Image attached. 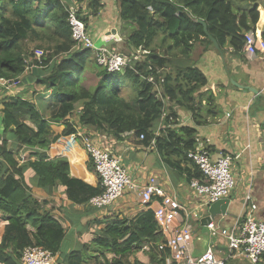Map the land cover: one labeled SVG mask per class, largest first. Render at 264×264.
Here are the masks:
<instances>
[{
  "label": "trees",
  "instance_id": "obj_1",
  "mask_svg": "<svg viewBox=\"0 0 264 264\" xmlns=\"http://www.w3.org/2000/svg\"><path fill=\"white\" fill-rule=\"evenodd\" d=\"M113 2L117 4L115 22L125 23L122 29L128 30V39L124 43L130 55L137 50L148 53L144 57L140 55L138 61L125 68L123 73H110L98 67L95 58L92 61L90 51L78 49L71 52L74 43L63 0H0V78L11 81L17 88L21 86L19 77L26 71L34 66L44 68L42 77L36 76L32 83V102L14 95L6 97L2 104L0 264H20L21 253L28 246H38L56 254L64 238L63 224L39 211L30 195L27 179L46 191L62 188L66 198L74 204H84L90 197L101 193V188H91L70 178L65 159H48L45 150L56 139L49 131L50 124L65 125L63 135L74 133L67 119L74 113L75 105L81 103L77 124L95 127L117 137L134 132L136 138L143 135L141 144L149 145L163 107L154 96V82L162 83L169 102L187 111L195 113L192 106L200 104L201 96L198 95L196 101L195 95L206 84L201 72L192 66H178L191 62L190 56L197 44L213 54L218 53L198 21L206 25L209 36L223 54L237 56L242 52L244 35L255 30L259 19L258 0ZM87 7L90 14L95 15L100 3L90 0ZM77 16L82 21L87 18L81 12ZM129 24L136 27L134 32ZM261 38L264 41V30ZM29 41L40 42L34 47L43 52L40 64L24 47ZM89 61L96 68L90 67L89 73L99 81L92 92L79 84ZM159 70H167V73L158 74ZM118 74L120 81L116 78L113 84H109L107 78ZM129 78L134 80L138 90L133 103L121 101L119 95L120 88L125 87V79ZM182 131L188 136L192 132L187 128ZM162 136L155 138V145L164 156L172 146L166 139H161ZM191 138L180 139L174 146L177 147V157L183 154L186 158L187 152L193 151L195 143ZM23 147L37 150L30 154L32 160L19 165L15 155ZM193 177L201 179L195 167ZM93 239L98 249L109 250L118 257L105 264H127L129 255L135 257L133 264H164L169 256L168 250L158 249L163 239L151 215L140 224L124 220L109 222L103 233ZM143 244L149 247V251L141 249ZM69 264H83L80 254H70Z\"/></svg>",
  "mask_w": 264,
  "mask_h": 264
},
{
  "label": "crops",
  "instance_id": "obj_2",
  "mask_svg": "<svg viewBox=\"0 0 264 264\" xmlns=\"http://www.w3.org/2000/svg\"><path fill=\"white\" fill-rule=\"evenodd\" d=\"M263 3L264 0L257 2L259 19L255 27L261 36L264 30ZM110 14L111 10L103 8H99L95 15L90 14L92 20L90 17L89 34L94 43H102L100 32L104 31V27H108L106 23ZM99 23L101 24L98 30ZM199 48L198 64L189 62L188 65L181 63L178 66H192L201 72L206 84L195 95L196 101L198 95L201 96L200 104L192 106L195 113L187 111L178 104L169 102L162 83L154 82L156 88H154V96L163 107L160 122L154 128V138L149 145L141 144L140 136L136 138L135 135L133 136L134 132L132 135L124 133L117 137L95 127L84 129V126L77 124L81 107H78L79 109L75 110L67 121L72 127L79 125L77 129L86 132L102 148L120 158L134 183L140 184L151 178L156 179L157 190L176 197L184 209L197 215V218L190 217L189 220L192 228L190 255L200 256L209 247L218 259L226 260V264H252L243 256L231 254L227 241L220 235L210 237L202 221L208 216L207 209H198V200L188 188L189 182L195 179L194 164L183 154L177 157V147L174 146L180 139L189 140L192 136L191 140L195 143L193 151L206 150L213 161L225 155H239L238 160L233 163L235 187L228 197L230 202L227 215L218 216L213 222L219 229L240 227L244 222V214L246 212L249 214L251 207H254L252 217L264 222V58L261 56L248 58L243 52L237 56L223 54L226 68L233 81L249 88L242 90L229 83L218 53L216 55L211 50L207 51L205 46ZM182 60L184 59H181V62ZM32 68L33 74L30 73L33 69L26 71L24 77H19L22 79L21 86L12 88L11 92H6L0 87V132L2 104L6 97L15 95L32 102L34 92L32 83L35 81L34 78L44 71V68ZM157 73H167V70H159ZM37 106L40 104L37 103ZM164 109L169 110V114L165 113L166 116ZM163 124L166 125L165 128ZM64 128L63 124H50L49 131L56 139L45 150L48 159H65L70 178L81 181L88 187L99 189L100 181L93 171L82 143L79 138L72 136L73 133L63 135ZM185 128L192 131L190 136L182 131ZM160 136L172 146L164 156L158 152L155 145V138ZM34 150L37 149L26 147L18 149L15 155L16 162L22 164L20 154L24 160H32L30 154ZM27 186L30 188L32 199L38 204L39 211L48 213L50 217L63 224L64 238L59 252L55 254L56 264H69V255L73 253L80 254L83 264H105L118 259L109 250L98 249L93 243V238L96 235L100 236L109 222L124 220L140 224L149 215L153 218L152 211L161 201V197L155 195L149 205H142L138 195L126 192L115 204L98 209L89 205L88 202L92 197L84 204H74L66 198L64 190L60 187L46 191L37 188L28 179ZM141 249L149 251V247L145 244ZM134 260L135 257L129 255L127 264H133ZM255 264H264V258L261 257L260 262Z\"/></svg>",
  "mask_w": 264,
  "mask_h": 264
},
{
  "label": "built area",
  "instance_id": "obj_3",
  "mask_svg": "<svg viewBox=\"0 0 264 264\" xmlns=\"http://www.w3.org/2000/svg\"><path fill=\"white\" fill-rule=\"evenodd\" d=\"M77 15L76 10H67L66 22L74 43L72 52L78 49L94 51L97 66L107 72H122L125 68L131 67V64L140 57L139 54L145 52L139 50L134 55H124L95 47L88 31L90 26L87 21L88 16L82 21ZM243 38L242 52L246 57L261 56L264 58V41L256 30L246 33ZM30 52L40 64L43 56L42 50L33 49ZM11 83V81L0 78V87L6 92L13 90ZM77 128V125L73 126L72 136L79 138L92 164L93 171L100 181L101 193L89 200L91 207L98 209L108 207L115 204L126 192L138 195L142 205H149L152 198L159 195L161 201L157 203L152 212L158 233L163 239L158 249L169 252L165 264H226V260L218 259L209 247L200 256L190 255L192 228L189 220L190 217L197 218V215L184 209L176 197L165 195L157 190L156 179L151 178L140 184L134 183L120 158L113 156L86 132ZM127 135H132V133ZM139 139L143 140V135ZM186 157L194 164L201 177V179H192L188 185L189 191L198 200V209L204 210L221 199H228L235 187L233 163L238 160L239 155H225L213 161L206 150L198 149L187 153ZM19 158L20 163L26 161L22 154ZM253 210L254 207H251L250 213L244 214V222L240 227L219 229L213 221L205 224V227L211 238L220 235L227 241L231 254L243 256L250 263L255 264L260 262L264 254V222L252 217ZM20 264H56V255L38 246H28L21 253Z\"/></svg>",
  "mask_w": 264,
  "mask_h": 264
},
{
  "label": "rangeland",
  "instance_id": "obj_4",
  "mask_svg": "<svg viewBox=\"0 0 264 264\" xmlns=\"http://www.w3.org/2000/svg\"><path fill=\"white\" fill-rule=\"evenodd\" d=\"M67 1L68 0H63V3L65 5V9L66 10L73 9V10H76L77 12H81V14L84 16H88L87 21L91 25L90 17L92 20V16L89 15L90 9L87 7L90 4V0H69V2H67ZM97 1H99V3H100V9L101 8L109 9V10H111V14L109 15V19H107L108 23H106V25L108 27H104V31L100 32L101 36H102L101 37L102 43H95V47L104 49L107 52L109 50V52L114 53V54L123 53V54L130 55L131 54L130 50L128 49V47L124 43L128 39V35H129L128 30H126L125 28L122 29V27H124L126 24L121 23V22H120L121 24H118V22H115V20L117 18V10H115V7L117 6V4L113 2L114 0L113 1L112 0H97ZM92 15H93V13H92ZM100 24L101 23L97 24L98 30L100 28ZM129 26H132L131 32H134L136 30V27L133 26L132 24H129ZM90 27L91 26L88 27V31H89ZM39 43L40 42H38V41H36V42H30L29 41V42H26L24 44V47L30 52L31 50L34 49L36 44H39ZM199 46L202 48V45L197 44L193 49L192 55H194V56L193 57H192V55L190 56V61L193 63L196 62V64L199 63V57H200ZM137 51H139V50H137ZM147 54H148L147 52H142V54H139V55H142L141 57H144ZM163 57H165V56H163ZM92 61H93V57H92ZM92 61H89L87 63L85 73L82 77L83 79H81V82L79 83L81 86L83 85L85 88L89 89V91H91V92L94 90V88L96 87V85L99 82L98 78L95 77L94 74L89 73L90 67H93L96 70V68L93 66ZM120 73H123V72H120ZM116 78H118V80H119L120 75L118 74V76H114L110 79L107 78L108 83L113 84L114 80ZM129 79H125V81H126L125 87H124V89L120 88L121 92L119 95H120L121 101L133 103V101L136 99V95L138 94V90H137L136 84H134V80L133 79L129 80ZM78 107H81V103L76 104L74 109L78 110L79 109ZM165 113L169 114V110L164 109V116H166ZM171 113H172V111H171ZM165 126L166 125L163 124V128H165ZM88 127L84 126V129H88ZM87 133H90V132H87Z\"/></svg>",
  "mask_w": 264,
  "mask_h": 264
},
{
  "label": "water",
  "instance_id": "obj_5",
  "mask_svg": "<svg viewBox=\"0 0 264 264\" xmlns=\"http://www.w3.org/2000/svg\"><path fill=\"white\" fill-rule=\"evenodd\" d=\"M200 24L203 25L204 28V32L206 34V36L208 37V39L212 42L214 48L217 50L219 56L221 57L223 66H224V71L226 73V76L228 78L229 83L238 88V89H244V90H249V88L238 85L237 83H235L231 77L230 72L228 71V69L226 68L225 65V60L223 57V52L219 49L218 45L216 44V42L209 36L207 30H206V25L202 22V21H198ZM229 199H221L216 203L211 204L208 208H207V214L208 216L205 217L204 219H202L203 223L207 224L211 221H214V219L218 216H226L227 215V208L229 205Z\"/></svg>",
  "mask_w": 264,
  "mask_h": 264
},
{
  "label": "clouds",
  "instance_id": "obj_6",
  "mask_svg": "<svg viewBox=\"0 0 264 264\" xmlns=\"http://www.w3.org/2000/svg\"><path fill=\"white\" fill-rule=\"evenodd\" d=\"M90 38H91V36H90ZM92 39V38H91ZM92 42H93V40H92ZM94 43V42H93ZM95 44V43H94ZM86 51H90L91 53H92V57L94 58V55H95V53H94V51H92V50H86ZM71 52H72V50H71ZM74 52H76V51H74ZM68 121H69V119H67ZM67 121V122H68ZM77 126H79V125H77ZM26 162V161H25ZM24 162V163H25ZM23 164V163H22ZM21 165V164H20Z\"/></svg>",
  "mask_w": 264,
  "mask_h": 264
}]
</instances>
